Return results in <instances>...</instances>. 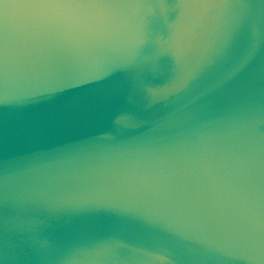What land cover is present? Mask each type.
<instances>
[{
  "label": "water",
  "instance_id": "1",
  "mask_svg": "<svg viewBox=\"0 0 264 264\" xmlns=\"http://www.w3.org/2000/svg\"><path fill=\"white\" fill-rule=\"evenodd\" d=\"M0 264H264V0H0Z\"/></svg>",
  "mask_w": 264,
  "mask_h": 264
}]
</instances>
